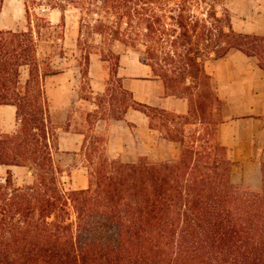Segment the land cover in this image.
Returning a JSON list of instances; mask_svg holds the SVG:
<instances>
[{"label": "trees", "instance_id": "trees-1", "mask_svg": "<svg viewBox=\"0 0 264 264\" xmlns=\"http://www.w3.org/2000/svg\"><path fill=\"white\" fill-rule=\"evenodd\" d=\"M40 1L23 0L26 16ZM46 1L61 18L66 5L80 8L84 66L93 49L88 36L99 46L121 43L138 53L165 94L185 98L188 110L136 101L117 75L119 54L107 49L113 80L99 99L108 97V107L102 116L86 114L91 134L81 146L88 184L66 190L44 88L45 77L60 71L40 59L30 25L0 29V105H14L17 119L15 132L0 131V164L26 167L32 177L17 185L8 168L0 182V264H264V162L258 189L231 181L233 161L216 137L221 101L204 68L207 59L238 50L264 71V36L235 31L225 0ZM35 21L38 35L52 26ZM128 109L178 143V156L123 162L103 154L91 126L122 119Z\"/></svg>", "mask_w": 264, "mask_h": 264}, {"label": "crops", "instance_id": "crops-1", "mask_svg": "<svg viewBox=\"0 0 264 264\" xmlns=\"http://www.w3.org/2000/svg\"><path fill=\"white\" fill-rule=\"evenodd\" d=\"M230 7L232 27L235 31L264 36V0H230ZM204 68L211 75L221 101L220 112L224 121L217 126L218 142L228 148L233 161L241 156L250 159L258 151L264 152V146L258 148L256 144L257 141H264V71L258 67L257 58L235 50L223 58L207 59ZM117 74L123 87L132 93L136 101L176 114L187 113V100L165 94L160 80L152 75L148 65L138 62L137 66H119ZM56 75L45 77L44 85L49 78ZM102 91L98 89L94 93ZM49 92L45 90V94L49 95ZM91 104L94 105L92 109L97 107L94 102ZM60 111L58 108H49L48 114L51 123L60 130L57 152L79 157L86 134L81 131H63L61 125H64L68 115L65 114L61 118L63 112ZM16 128V107L12 104H1L0 131L11 134ZM120 128L123 131H120ZM92 130L98 135L105 130L108 132L105 143L108 153L111 158L123 162L136 161L141 155H146L152 160H173L178 156L180 149L178 143L164 139L157 130L151 129L148 118L134 109H128L122 119L99 118L94 121ZM150 139L153 140L149 142ZM129 145L134 149L128 150ZM8 168L12 170L13 176L21 179L16 183L14 177L17 185L31 182V172L26 167L4 164H0L1 180H4ZM85 184L87 185V181Z\"/></svg>", "mask_w": 264, "mask_h": 264}, {"label": "rangeland", "instance_id": "rangeland-1", "mask_svg": "<svg viewBox=\"0 0 264 264\" xmlns=\"http://www.w3.org/2000/svg\"><path fill=\"white\" fill-rule=\"evenodd\" d=\"M38 4L34 7H29L28 17L25 13L23 0H4L0 11V29L25 30L29 25L32 27L37 40L40 59L50 62L51 68L60 71L56 76L49 78L44 85L45 90L50 91L49 95L46 93L49 108L61 110L60 112H63L61 118L65 114L68 115L64 125H61L63 131L66 129L71 132L81 131L89 136L91 129L88 128V123L85 121L86 114L95 110L97 111V116H102L104 114L103 109L108 107L106 104L108 97L105 100H103L104 97L99 99V95L103 94L113 80L111 62L107 60V49L111 48L115 53L119 54V66L122 67L137 66L138 62H140L138 59L139 55L131 48H126L118 42L99 46V38L92 34L87 37V40L92 44L93 49L90 53L88 66H84L82 59L83 45L78 32L81 17L80 8L75 4L66 5L63 9V18H61L60 11L57 7L52 6V3L41 0ZM224 4L229 13L232 14L230 0H225ZM36 16L52 24L51 27L39 29V35L36 32ZM21 75L23 79L27 76L25 68L21 70ZM63 85L65 87H62ZM98 89L103 91L95 94L94 91ZM98 100H101L100 107L92 109L94 105L91 103L98 102ZM58 118L60 119V115H58ZM119 130L123 131L122 128ZM57 132L59 134L60 130L57 129ZM107 134L106 130L100 134L104 141L102 151L103 154L111 158L105 146ZM153 139H150L149 142ZM256 144L258 148H262L264 141H257ZM133 149L132 145L128 146V150ZM139 157H145L150 161H161L152 160L146 155ZM54 159L63 169L60 182L64 189L87 187L85 181L88 184V171L85 165H88V162L82 152L79 157L68 155L65 152H56ZM259 161H261V164L264 162V152L260 153L258 151L250 159L241 156L233 161L231 181L247 185L252 189H258L261 185V164H259ZM14 177L16 183L20 182L21 179L16 175ZM3 181L0 178V182Z\"/></svg>", "mask_w": 264, "mask_h": 264}]
</instances>
